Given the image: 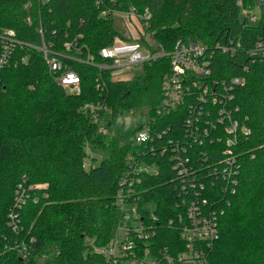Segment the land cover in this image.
Returning a JSON list of instances; mask_svg holds the SVG:
<instances>
[{"label":"trees","instance_id":"obj_1","mask_svg":"<svg viewBox=\"0 0 264 264\" xmlns=\"http://www.w3.org/2000/svg\"><path fill=\"white\" fill-rule=\"evenodd\" d=\"M238 1L240 5L237 0H0V26L14 29L22 42L37 45L40 28L41 36L54 49H60L64 33L81 34L82 45L79 60L63 59L79 76L77 94L66 92L54 82L36 49H16L29 55L27 64L0 68V264H37L38 258L40 264L104 262L93 248L113 236L118 220L115 192L119 176L127 154L141 147L131 141L119 143L109 125L116 115L143 104L149 105L147 118L155 116L153 108L168 58L145 61L141 72L131 79L112 80L110 69L96 66L103 60L99 51L119 34L112 16L99 15L103 7L148 10L145 31L164 51L177 39L199 40L212 54L213 77L242 79L232 89V103L245 116L249 133L234 150L238 167L232 191L222 192L218 188L220 179L198 168L201 155L197 153L202 144L194 145L188 176L199 177L205 186L200 189L195 182L183 188L189 191L186 196H202L219 211L218 238L207 264H264V15L256 24L249 23L240 10L249 8L252 0ZM51 29H55V35ZM257 42L259 49L251 52ZM221 45L235 49L221 52L216 47ZM87 54L91 62H83ZM99 75L104 83L102 93L95 88ZM154 80L159 88L153 105L150 86ZM95 101L102 102L105 110L83 107ZM93 115L97 121H93ZM165 123L162 119L157 130H166ZM175 124L181 127L180 122ZM100 125L104 131H99ZM139 126L132 129V134ZM165 135H171L170 131L161 138ZM86 146L105 149L106 155L96 165L85 167ZM204 147L208 159L220 158V146ZM154 157L155 171L139 174L137 204L142 209V201L149 203L163 223L174 214L173 201L184 195L182 175L171 166L166 152ZM209 178L214 183L211 186ZM21 181L29 187V198L19 209L16 237L31 245L25 259L4 248L6 240L14 238L7 224V209ZM33 196L35 202L30 200ZM160 234L163 238L175 237L166 227ZM85 237L89 240L86 243Z\"/></svg>","mask_w":264,"mask_h":264},{"label":"built area","instance_id":"obj_2","mask_svg":"<svg viewBox=\"0 0 264 264\" xmlns=\"http://www.w3.org/2000/svg\"><path fill=\"white\" fill-rule=\"evenodd\" d=\"M95 4L98 5L99 2L95 1ZM237 4L240 5L238 0ZM241 11L247 20L254 19L246 9ZM99 15H118L125 26L135 30V39L119 30L110 44L99 51L103 60L96 66L99 69H110L112 80H119L117 74L120 72L128 74L131 69L141 71L145 61L161 56L168 58V69L160 81L159 98L153 108L155 116L147 118L146 115V120L132 134V144L141 147L127 154L125 169L119 176L115 192L118 220L113 236L106 244L94 247L93 251L103 257L102 264H207L209 253L218 238L219 211L202 196L194 199L186 196L189 191L183 187L195 182H198L200 189L205 186L199 177L190 179L188 176L192 164L191 153L195 155L194 145L202 144L197 153L201 155L198 168L206 170V175L212 173L215 178H219L218 188L222 192L232 191L238 167L234 150L249 133V128L244 123L245 116L242 117L238 105L232 103V89L242 79L237 76L227 79L213 77L210 69L212 54L207 45L199 40L177 39L168 51H164L156 43L153 51L145 50L144 43L143 49H140L137 42L151 36L145 31L150 17L146 9L139 12L134 7L126 10L103 7L99 10ZM132 17L138 19L140 28L133 24ZM38 32L39 43L32 45L18 39L14 29L0 26V68L27 64L29 55L25 51H16L27 46L40 51L46 71L56 84L61 85L68 93H79V76L63 59L79 60L81 34L68 36L64 33L60 49L57 50L50 41L43 39L40 28ZM50 33L55 35V29H51ZM216 47L221 52H233L235 49L229 45ZM259 47L260 43L257 42L251 52ZM68 51L72 54H68ZM91 59V55L87 54L83 62H91ZM103 85L99 75L95 80V88L102 93ZM83 107L101 111L106 108L100 101L85 103ZM162 119L166 122V130H157ZM97 120V116L93 115V121ZM175 122H180L182 128L177 127ZM168 130L171 135L161 138ZM99 131H104L101 125ZM207 144L221 147V156L216 161L208 159V151L204 147ZM165 152L167 158L171 159V166L182 175L180 185L184 195L179 193L180 196L173 201V216L159 223L149 203L142 201V209L139 208L137 202L140 194L137 185L141 179L139 174L155 171L154 155ZM213 184V180L209 178L208 186ZM28 190L29 187L22 181L17 183L7 209V224L14 238L8 242L6 240L4 248L16 251L20 259H25L31 249V245L16 237L20 230L19 209L29 198ZM30 200L35 202L36 197L33 196ZM144 209L145 213L142 212ZM162 227L174 232V239L171 236L163 238L160 234Z\"/></svg>","mask_w":264,"mask_h":264},{"label":"rangeland","instance_id":"obj_3","mask_svg":"<svg viewBox=\"0 0 264 264\" xmlns=\"http://www.w3.org/2000/svg\"><path fill=\"white\" fill-rule=\"evenodd\" d=\"M246 9L248 13H250V17L252 18L254 16V19H248V22L251 24H256L260 15H264V2L261 0H252L251 5L249 8H242V10ZM241 16L244 15V12L240 10ZM132 22L134 25L137 26V28H140V22L138 19L135 17H132ZM113 25L115 26L116 29L121 30L123 33H127L131 39H135V35L133 32L135 30L131 27V30L129 27L125 26L122 22V18H120L118 15L113 16ZM128 30V31H127ZM134 42V40H133ZM145 50H151L153 51V46H154V41L151 36L147 37V40H139L137 42L138 46L140 49H143V45ZM141 71L140 70H134L131 69L129 70V73L126 74L124 72H120V74H117L119 80H127L131 79L132 77L136 76L139 74ZM116 73H114L115 76ZM131 74V75H129ZM129 75V76H128ZM151 96L155 98V100L152 102L154 105L156 103V99L158 97V88L159 84L156 80H154L151 83ZM149 108V105H142L136 108H133L129 110L127 113H121L116 115L112 121L111 124L109 125V130L110 133L115 134V136L118 137L119 143L123 142H129L132 140V129L144 122L146 120V111ZM85 158H84V165L85 167H88L89 165H96L100 159H102L106 155V150L105 149H95V148H90V147H85ZM151 207V205L149 204ZM23 239L21 236L19 237V240ZM86 241H89L85 237V243ZM37 264L41 263V259L38 258L36 260Z\"/></svg>","mask_w":264,"mask_h":264},{"label":"crops","instance_id":"obj_4","mask_svg":"<svg viewBox=\"0 0 264 264\" xmlns=\"http://www.w3.org/2000/svg\"><path fill=\"white\" fill-rule=\"evenodd\" d=\"M119 31V29H117ZM120 32V31H119Z\"/></svg>","mask_w":264,"mask_h":264},{"label":"bare ground","instance_id":"obj_5","mask_svg":"<svg viewBox=\"0 0 264 264\" xmlns=\"http://www.w3.org/2000/svg\"><path fill=\"white\" fill-rule=\"evenodd\" d=\"M106 130V129H105ZM106 132V131H105Z\"/></svg>","mask_w":264,"mask_h":264}]
</instances>
